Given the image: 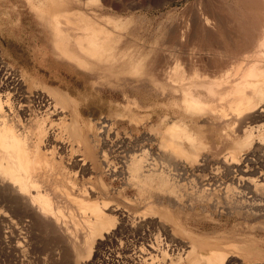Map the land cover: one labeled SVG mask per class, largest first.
I'll return each mask as SVG.
<instances>
[{
  "label": "rangeland",
  "instance_id": "374dc122",
  "mask_svg": "<svg viewBox=\"0 0 264 264\" xmlns=\"http://www.w3.org/2000/svg\"><path fill=\"white\" fill-rule=\"evenodd\" d=\"M86 1L87 3L83 5ZM260 2L264 6V0ZM262 5L260 9H254L252 12L255 16L261 15L260 19L264 18ZM65 8L70 12L79 10L118 17L116 24L120 27L112 28L115 38L121 36L125 41L127 37L134 35L133 40L138 42L134 43L131 50L139 51L140 54L154 50L148 52L144 62H154L158 59L156 56L161 55L162 59L164 58L163 63L166 58L172 63L171 65L178 60L186 71L185 74L189 71L185 68L189 63L200 64L202 60L205 61L203 64L210 63L211 55L202 46L203 41L194 34L196 29L202 32L204 27L216 32L215 17L220 16L225 22L227 21L225 27L227 26L229 36L234 40L237 38L242 41L246 38L249 41L246 52L243 50L239 56L236 55V59L231 58L232 61H229L227 66L232 67L233 64V67H236L242 60L245 66L252 63L255 67L252 64L251 66L256 69H264V26L256 23L254 25L251 14H248L252 10L246 11L231 0H0V71L6 76L19 80L25 92L24 96L34 100L36 106H44L45 101H49L52 106L54 98L64 99L66 103L64 114L60 116L62 120H56L54 116L49 115L50 112L54 113L53 106L49 112L44 111L42 107L37 110L38 116L42 119L47 117L44 122L47 132L56 130L59 133L62 129L61 124L65 122L63 120H66L69 124L77 121L78 128L84 133L83 136L85 133L94 136L98 126L105 122L107 126L98 144L105 155L106 164L103 163V166L93 173L85 174H81L78 169L67 167L79 182L89 177L94 178L95 181V176H100L106 186L107 195L112 200L110 206L119 208L128 221L125 222L126 226L125 224L122 226L117 224L118 220H115V225H118L116 228L123 227L119 228V233L103 241L93 240L88 247H78L74 252L59 243L62 239L58 237L56 239L42 229L35 230L31 227V229L25 228L24 231L21 229L23 224H20L21 226L17 224V229L13 226L15 232L5 222L3 224L6 226L2 224L0 228V264H206L201 261L192 263L189 258H185L186 253L190 251L189 247L197 241L202 243V247L197 248L200 251H208L213 247L225 250L227 257L229 256L225 264H264V206L262 205L264 196L256 197L251 202V197H234L232 193L241 186L248 191L257 190L258 186H261L263 190L260 192L264 194V183L259 176L262 169L260 165H264V120L260 119L256 112L261 106L264 108V98L258 101L255 108L243 111L240 120H236V116L231 113L221 118V121L228 124L226 131L231 129V135L233 134L236 140L235 143L231 141L227 143L222 139L223 131L218 128L216 130L212 124L216 121L212 115L213 111L220 114L224 105L223 103L221 105L219 98L217 99L218 89H213L211 94H203L200 97L204 103L210 102L211 109L208 110L211 111L204 109L196 112L193 107V110L185 109L186 106L179 100L173 101L169 92L170 87L165 86V90L160 89V91L144 77L139 76L142 67L138 73L133 68L125 67L123 73L118 72L111 74V77L98 78L97 75L77 67L72 62L52 56V30L43 18L44 13L41 14L40 11L46 14ZM230 9L243 14L242 18L250 16L249 25L243 29L247 34L243 31L242 34L236 32V25L234 28L229 18ZM204 18H208L209 25H203ZM172 34H175L173 35L175 41L170 40ZM182 35L183 40L177 41ZM158 38L159 41L160 38L163 41L154 42ZM161 45L165 46L162 48ZM179 47L183 48L180 50ZM171 48L178 50L172 51ZM227 56L230 54L228 53ZM245 57L247 61L244 60ZM160 62L159 66L162 65V60ZM131 69L133 72L130 71ZM188 73L192 74L191 71ZM203 77L207 79V76ZM213 80L217 81V79ZM210 81L214 83L211 79ZM174 120H180L192 135L190 141L189 138L182 141L186 154L181 157L174 154L179 162L187 166V173L182 177L184 180L180 179V181L175 171V162L172 161L174 159L168 160L164 157L163 150L169 149L160 146V136L166 124ZM68 133L70 139L68 137L66 143L77 148V139L79 140L80 137L82 139V136L70 133L69 129ZM39 147H45V150L51 149L48 146L46 148L45 144ZM101 151L98 150L99 156ZM143 151H145V160L153 163L159 172L162 171L165 176L172 178L170 182L175 185L179 198L176 200L179 201L180 206L173 208L163 203L170 214L165 212L162 206H159L161 210L156 206L148 214L143 211V208L146 209L150 205L148 201L155 197V203L158 204L161 198L158 196L161 192L156 190L157 181H150L151 188L146 190L148 192L142 193L137 186L138 182L133 180L130 181L132 183L125 184V180L121 178V165L129 152L139 155ZM233 151H236L241 159L239 167L247 165V172L240 173L238 169L232 168L234 164L227 165L223 161L236 163L231 160L230 153ZM56 152L60 153V151ZM212 177L218 183L223 182L225 186L233 188V191L228 192L226 199H224L225 189L218 190L216 184L203 187L206 182L204 179ZM200 186L203 189H210V193L213 194L211 199L205 202L195 199L190 201L188 196L201 195ZM97 189L101 190L98 187ZM171 196L174 197L173 192ZM233 199L244 204L240 205L241 208H234L231 205L235 203ZM228 205H231V208H227ZM5 207L0 203V211L3 210L0 213L10 217L11 213L6 205ZM177 223L179 225H175ZM18 229L23 230L25 234L23 231L18 232ZM18 233H21L20 236ZM151 244L158 246V252L152 253L156 255L152 260L141 251L143 248L149 251L146 246ZM230 245L233 246V250ZM240 248L244 251H252L254 255L245 257L241 255Z\"/></svg>",
  "mask_w": 264,
  "mask_h": 264
},
{
  "label": "bare ground",
  "instance_id": "6f19581e",
  "mask_svg": "<svg viewBox=\"0 0 264 264\" xmlns=\"http://www.w3.org/2000/svg\"><path fill=\"white\" fill-rule=\"evenodd\" d=\"M231 1H233L235 5L238 4L245 8L246 11L252 10L249 13L247 12L251 14L252 20L249 19L250 16L249 18L247 16L246 18H242L243 14H240V12L237 13L233 9L228 11L230 15L229 18H231L234 28L236 25V32H238V34L249 25L248 19L253 21L254 25L256 23L259 26H264V18L260 19L261 15L260 17L256 15L257 18L254 13H252L254 9H260V5H262L260 2L261 0ZM86 3L87 1L83 2V5ZM40 13H44L43 18L46 19L52 30V56L54 55L59 59L72 62L77 67L97 75L98 78L111 77V74H118V72L123 73L125 67L127 69H129L128 67L133 68V70L138 73L139 69L142 67L143 70L138 73L139 76L142 78L144 77V79L152 83L156 89L159 88V90L161 89L163 91L165 90L164 88H166L165 86L170 87L169 92L172 94L171 99L173 101L176 102L179 100L186 106L185 109L193 107L196 112L204 109L211 111L208 110V108L211 109L209 105L210 102L209 104L204 103L200 97L203 94H211L214 91L213 89H218V93L216 94L219 97H217V99L219 98L221 105H224L222 108L220 107L222 109V112H220L221 110L219 111L220 114L213 111L212 115H214L216 121L211 123L216 127V130L218 128V130L221 129V131H223V133L220 134L222 139L227 143H229V141L235 143L236 140L235 136H233V134L231 135V129L228 132L226 131L228 130V124L221 121V118H225L227 117V113H231L236 116V120H240L242 118L240 114L243 111L255 108V106L258 105V101L264 98L263 68L256 69L254 68L255 65L252 63H248L249 67H247V64V66L243 65L242 60L236 67H233V64L232 67L227 66L229 61H232L233 58L236 59V55L239 56L243 50V52H246L249 41L246 38V41H241V39L237 40V38L234 40L232 36H229L227 26L225 27L227 21L225 22L223 17H215V21H217V25L215 26L216 32L207 30L205 27L202 28V32H200V29H196L194 35L203 41L202 46L206 48L205 50L207 53L211 55V61L210 63L208 62V64H203L205 61L202 60L203 62L201 61L202 63L200 64L189 63L186 67L183 65L192 73L189 74L188 71L187 74H185L186 71L183 70L178 60H173V65H171L172 63L166 58L165 63H163L164 58L162 59L163 56H161L160 53V56L156 53L157 56H155L158 59H155L154 62H144V59H146L145 57L149 54L148 52L151 53L154 50H148L143 54H140L139 51L136 52L131 50V47L136 42L132 37L134 35L129 36L128 34L129 37H127L125 41H123L124 38L121 36L115 38V32L112 28L120 27V25L116 24L119 19L118 17L102 16L99 15L100 13L96 14L94 12L85 13L79 10L70 12L66 8L60 9L57 12L51 11V13L45 14L44 11H40ZM259 19L262 23H260L261 21ZM199 20L200 19H198V21ZM191 22H194L193 19ZM196 23L197 22H195L194 25H196ZM209 24L210 21L208 18H204L203 25L206 26ZM247 31H249L248 28ZM244 33L247 34L246 31ZM173 35L175 34L170 36V40L172 41L176 39L173 38ZM183 38L182 35L177 41H182ZM162 41L161 38L160 41L159 38L154 40V42L158 43ZM172 41L170 42L172 43ZM121 42L122 45L121 48H119ZM176 44L178 45L179 43ZM183 47H179V49ZM171 49L173 51L174 48ZM177 50L178 49L175 51ZM234 52H238L239 54ZM228 53L230 56H227ZM164 54L168 55L166 53ZM218 54H220V56H218ZM171 57L172 56H170V58ZM188 58H190V55ZM161 60L162 65L159 66L158 64H161ZM244 60H246V57ZM198 61L200 62L199 59ZM169 63L170 65H168ZM163 64L165 66H163ZM251 64L254 65V67L251 66ZM130 71H132V69ZM203 76H207V79L205 78V80ZM210 79L212 81H214L213 79H217V81L213 83ZM22 88L23 86L19 80L6 76V74H2L0 71V203L4 204V207L6 205L10 211L9 213H11L10 217L0 213V228H2L1 225L6 222L5 224L10 225L11 229L13 226L16 227L17 224H23L22 228H20L24 229V231L25 228L31 229V227H34L35 230L42 229L45 233L49 235L52 234L56 239L57 237L60 240L62 239V242H59V239L58 242L72 252L76 251L78 247H88L93 240L97 242L110 239L116 233H119V228H123L121 226L116 228L117 224L123 226L125 222H128L125 220L127 217L122 214L119 208L110 206L112 200L107 195L106 186L100 176H95V181H93L94 178L89 177L85 181L79 182L75 174H72L71 171V169H78L81 174H85L86 172L93 173L94 170L103 166V163L106 164L104 159L105 155L101 151V146L98 144V141H101L102 134L107 125L105 122L99 125L94 136L86 135V133L85 136H83L84 133L78 128L77 121L69 124L66 120H63V122H65L61 124L62 129L59 133H57L56 130L47 132L44 124L47 117L42 119L41 116H38L37 110L42 107L44 111L49 112L53 106L54 113L50 112L49 115L54 116L56 120H62L60 116L64 114L63 109L66 102L63 98L58 97L54 98L52 106L49 101H45V105L39 107L36 106V102L30 99L29 96H24L25 92H23ZM227 96L230 97L227 98ZM43 101L42 99V102ZM218 106L219 104L217 103V107ZM58 107L61 109H58ZM262 107L263 106L258 108L256 112L258 117L264 120V108ZM180 122V120H174L169 124L167 123L164 132L160 136V146L164 149H169L168 151L163 150L164 157L168 160L177 159L174 154L178 157L184 156L186 152L182 147V141L187 138H189L188 141H190L192 136L187 128ZM68 129L70 133L82 136V139L81 137L79 140L77 139V148H74V145L71 146L66 143V141L70 139ZM41 144H45L46 148L48 146L51 147V149L45 150V147H39ZM98 150L101 151L100 156L98 155ZM56 151H60V155L57 154ZM61 154L64 156L62 157ZM230 155L231 160L236 163H228L226 160H223L227 165H231L230 163L234 164L232 168L238 169L240 173L248 171L247 165L239 167L241 159L238 157L236 151L231 152ZM174 160L172 161L175 162L177 177L179 181L180 179L184 180L182 177L187 173V166L179 162V159H177L178 161ZM67 166H70L71 169ZM260 166L262 169L259 172V176L264 183V165ZM230 168L229 166V171ZM116 174L118 175V172H116ZM120 175L121 178L125 180V184H128L130 181L133 182V180L138 182L137 186L142 193L151 188L152 185L150 181L155 180L158 182L156 190L161 192L158 195L161 196V198L158 200V204L155 203V197L150 201L146 200L150 204H146V206L149 205L146 209L143 208L146 214L150 213L156 206H158L159 209L162 206L161 208H165L163 209L166 210L165 212H169L168 209L162 205L163 203H167L169 207L180 206L179 201L176 200L179 198H177L175 185L170 182L172 178L165 176L162 171L159 172L155 168L153 163L145 160V151L139 155H134L129 152L126 159L122 162ZM241 179L242 177L239 178V180ZM204 180H206V182L203 187L205 185L211 187V185L216 184V186H214L219 188L218 190L225 189L226 196L224 199L228 197V192L233 191V188L225 186L223 182L218 183L213 177L211 179L205 178ZM191 181H193V179ZM95 185L101 190H98ZM258 187L259 189L257 190L248 191L247 188L241 186L237 191L232 193L234 197H251L252 202L256 197L262 198L261 195L264 196V194L260 192L263 190L262 187ZM97 191L99 193H97ZM172 192L174 197L171 196ZM210 192V189L202 188L201 195H198L199 197H188L190 201H194L195 199L200 202H205L209 198L211 199L213 194ZM233 203L234 204L231 205H233L234 208H241L244 204V202L234 199ZM231 205L226 207L229 208ZM262 205L264 206V200ZM115 220L119 221L116 225L114 222ZM175 225L179 224L177 223ZM17 228L18 227H16V229ZM13 230H15V228H13ZM20 231L22 232L23 230H19L18 232ZM24 231L23 234H25ZM20 234L21 233H18L19 236ZM17 245L19 246V244ZM227 246L230 248L229 245ZM146 247L150 250L148 251L146 248H143L141 250L142 254L148 256L152 260V258L156 257V255L152 253L158 252V246L156 244H151ZM201 247L202 243L198 241L195 242L193 246L191 245L189 247L190 251L186 253L185 258H189L192 263L201 261L206 264H225L229 259V256L227 257L226 251L223 249L213 247L208 251L198 250ZM231 247L233 250V246ZM236 251H238L237 248ZM241 255L250 257L254 255V252L241 249Z\"/></svg>",
  "mask_w": 264,
  "mask_h": 264
}]
</instances>
